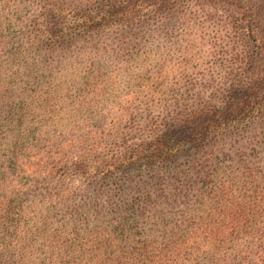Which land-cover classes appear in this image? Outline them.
Listing matches in <instances>:
<instances>
[{
	"label": "rangeland",
	"instance_id": "obj_1",
	"mask_svg": "<svg viewBox=\"0 0 264 264\" xmlns=\"http://www.w3.org/2000/svg\"><path fill=\"white\" fill-rule=\"evenodd\" d=\"M57 1L0 0V84L19 71L11 91L22 95L13 100L18 107L24 105L20 112L13 104L0 112V161L12 157L14 139L19 160L44 161L24 176L26 189L0 212V264H245L248 254L258 264L264 245V128L229 136L222 131L197 153L185 147L190 156L169 167L153 165L142 182L160 173L158 194L183 202L149 208L143 218L130 212L124 234L107 217L109 209L75 211L89 209L98 196L107 207L109 198L128 195L137 172L120 171L102 181L72 167L83 137L84 147L96 143L97 156L107 158L123 139L142 138L147 124L182 114L199 98L212 105L229 100L224 78L233 58L246 51L238 39L249 25L237 13L249 11L251 3L178 0L184 10L173 17L148 4L126 20L118 11L131 0ZM81 7L91 19L87 26L76 11ZM50 17L66 19L67 36L46 32ZM24 50L25 58L11 63L10 55ZM128 111L137 120L128 119ZM68 143L78 148L64 171L49 165ZM226 181L234 184V194L216 208L213 196Z\"/></svg>",
	"mask_w": 264,
	"mask_h": 264
},
{
	"label": "trees",
	"instance_id": "obj_2",
	"mask_svg": "<svg viewBox=\"0 0 264 264\" xmlns=\"http://www.w3.org/2000/svg\"><path fill=\"white\" fill-rule=\"evenodd\" d=\"M248 1L251 3V8H248L249 11L244 13H240L239 10L233 11V15L239 11L237 13L238 17H242L243 22L248 21L249 25L245 28V33L242 32V38L239 37L238 39V43L243 44L244 49H246L245 53L242 52L245 60L243 57L242 59L234 57L233 66L224 78L228 83L227 93L229 97L227 98L229 100L222 102L220 105H212L207 102L203 104L202 98H199L198 102L184 113H179L177 116L167 115L166 118L161 119V121H165L162 123L155 121L147 124L143 130L144 136L142 138L136 137L132 141L123 139L117 151L107 158L97 156L99 151L97 145L94 147L96 143L91 145V149H89L90 146L84 147L87 138L83 137L78 149L80 154L76 157V161L72 163V167L76 169L78 174L90 178H99L102 181H110L114 173L136 171L135 178L137 180L133 179L131 181L129 177L128 179L132 182L133 188L129 185L126 186V188H130L128 195L120 196L117 201L109 198L104 201L106 206L108 204L107 207L101 205L98 196L96 199L90 200L92 206L89 209L82 206L78 207L75 214H79L83 209L84 211L80 214L89 213L95 207L106 208L104 210L109 209L107 217L116 222L118 224L117 230L124 234L131 222L129 221L131 218L130 212L136 210L143 218L145 211L149 208H159V210L167 207L175 208L183 202L179 199L165 198L163 194H158L157 187L161 184L160 173L152 174L150 181L142 182L141 176L144 172L150 174L153 165L163 164L164 167H169L172 163L174 164L177 160H180L182 155L190 156L188 153L190 149L197 153L207 141L218 138V133H222V131H226L225 136H229L237 131L255 133L257 129L264 128V0ZM57 2L58 4H64L65 1L58 0ZM148 4H152L158 11L163 10L167 16L170 14L169 17H173L178 13L182 14L184 10L183 5L178 0L174 3H170L169 0H131L126 5L121 6L118 13L126 20L131 19V15L137 14V9L143 10L142 8ZM76 11L80 15L79 20H81L83 26L91 23L89 15L82 7L77 8ZM66 27V19L58 21L55 17H50L46 32L51 36H59V34L67 36L65 35L68 29ZM71 28L69 27V30ZM25 52V50L14 52L10 55L9 60L11 63L22 60L25 58ZM235 61L240 62L242 65L234 67L236 65ZM19 76V71H16L11 76V80H8L6 86L0 84V112L3 111V108H9L12 104L18 108V112L24 107L22 104L18 107V103L13 101L20 99L22 95L14 94L11 91V86L15 82L13 79H17ZM124 115L128 119L137 120V116L129 111ZM178 127L181 128L180 135L176 133ZM33 137L35 144L38 139L35 136ZM18 141V139H14L9 144L11 147H15L8 152L14 158L10 157L8 161H0V212L3 207H10L14 202L11 200L13 195L21 193L22 188L26 189L23 183L24 176L29 172H37L44 162L43 159H36L34 163L19 160L20 158L15 156L17 153H14L18 147ZM77 148L72 143H68L64 148L65 150H60L63 156L53 161V164L49 163V165L60 167V170L64 171L70 152ZM190 169L194 170V166ZM177 173L180 174V172ZM12 176L15 178H12ZM12 179L14 180L12 181ZM179 181L183 182V176ZM233 187L234 184L226 181L215 191L213 196L214 207L219 208V200H224L234 194ZM143 193H149L145 199H141ZM152 195H155V197ZM150 205H154V207ZM231 206L230 210H228L229 207L226 208L230 211L229 213H233L234 207L240 206V203ZM214 235H218V232H214ZM260 251V257L255 259H257L258 264H264V245L260 247ZM245 262V264H256L251 254H248ZM163 263L168 264L167 262Z\"/></svg>",
	"mask_w": 264,
	"mask_h": 264
}]
</instances>
